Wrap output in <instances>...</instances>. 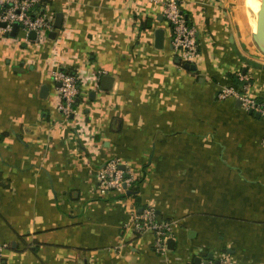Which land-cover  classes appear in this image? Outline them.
<instances>
[{
  "label": "crops",
  "instance_id": "crops-1",
  "mask_svg": "<svg viewBox=\"0 0 264 264\" xmlns=\"http://www.w3.org/2000/svg\"><path fill=\"white\" fill-rule=\"evenodd\" d=\"M166 1L49 0L46 42L0 31L1 264H264V117L218 96L264 102V52L237 0H183L201 47L186 68ZM58 71L80 81L70 119ZM112 159L136 193L101 192ZM150 207L165 254L135 231Z\"/></svg>",
  "mask_w": 264,
  "mask_h": 264
},
{
  "label": "built area",
  "instance_id": "built-area-1",
  "mask_svg": "<svg viewBox=\"0 0 264 264\" xmlns=\"http://www.w3.org/2000/svg\"><path fill=\"white\" fill-rule=\"evenodd\" d=\"M49 0H0V22L6 23V27H0V31L9 35L15 23H19L21 29L27 36L32 31L36 33V41L46 42L48 33L53 29L54 18L48 11ZM183 0H167L164 4L163 15L170 22L173 30L172 45L175 54L189 63L200 53V41L197 29L187 19L182 9ZM56 78L59 86V109L66 119L76 114V106L79 98V78L75 75L58 71ZM218 96L220 99L233 98L247 111L259 113L264 117V102L240 92L233 87L223 88ZM120 161L112 159L101 171L100 190L101 192L122 191L124 186L131 184L134 179L129 173L126 178L125 172L120 169ZM135 231L137 234L153 232L155 234V250L165 254L168 242L173 236L171 223L157 220L154 208H145L142 213H135ZM7 248V244H0V264L2 262L1 252ZM214 264H232L224 259Z\"/></svg>",
  "mask_w": 264,
  "mask_h": 264
},
{
  "label": "water",
  "instance_id": "water-1",
  "mask_svg": "<svg viewBox=\"0 0 264 264\" xmlns=\"http://www.w3.org/2000/svg\"><path fill=\"white\" fill-rule=\"evenodd\" d=\"M61 21L60 18L58 19V22ZM256 22H257V29L258 32L257 34L255 33V42L257 43V45L259 46V48L264 52V0H261L260 6H259V10L257 13V18H256ZM0 27H6V23L4 22H0ZM19 30V23H15L12 32L7 35V36H12V37H16L17 32ZM155 36H156V47L157 48H163V42H164V38H165V32L163 29H157L155 31ZM30 38L35 39L36 38V33L34 31H32L30 33ZM181 59H180V63H181ZM186 68H191L192 70L196 69V65L193 63H189L186 62L184 63ZM258 116H260L259 113H256ZM120 168H122L123 170L125 169V166H120ZM175 241L174 239H170L168 244H169V248L174 249L175 248ZM208 258L210 260H214V254L210 253L208 255ZM200 260L201 258H196L195 260V264H200ZM217 263H219V260H216ZM206 264H210L209 261L206 262Z\"/></svg>",
  "mask_w": 264,
  "mask_h": 264
},
{
  "label": "rangeland",
  "instance_id": "rangeland-1",
  "mask_svg": "<svg viewBox=\"0 0 264 264\" xmlns=\"http://www.w3.org/2000/svg\"><path fill=\"white\" fill-rule=\"evenodd\" d=\"M237 3H238L240 11L244 14L245 26L247 28L248 34L251 37V39L255 41V36H253L255 34L254 29H253L254 23L248 13V7H247L246 0H237Z\"/></svg>",
  "mask_w": 264,
  "mask_h": 264
},
{
  "label": "bare ground",
  "instance_id": "bare-ground-1",
  "mask_svg": "<svg viewBox=\"0 0 264 264\" xmlns=\"http://www.w3.org/2000/svg\"><path fill=\"white\" fill-rule=\"evenodd\" d=\"M246 3H247V7H248V13H249V15H250V17L254 23V27H253L254 32L257 34L258 29H257L256 18H257V13L259 10L261 0H246ZM253 36H255V34Z\"/></svg>",
  "mask_w": 264,
  "mask_h": 264
},
{
  "label": "trees",
  "instance_id": "trees-1",
  "mask_svg": "<svg viewBox=\"0 0 264 264\" xmlns=\"http://www.w3.org/2000/svg\"><path fill=\"white\" fill-rule=\"evenodd\" d=\"M125 176H126V178H128L130 175L125 173ZM138 184H139V181H134V182L131 183L130 191L132 193H136L138 191ZM136 198H137V196H136ZM137 200H139V199L137 198Z\"/></svg>",
  "mask_w": 264,
  "mask_h": 264
}]
</instances>
